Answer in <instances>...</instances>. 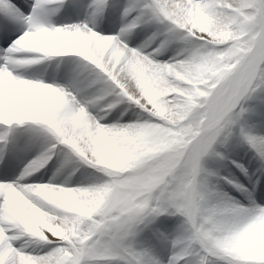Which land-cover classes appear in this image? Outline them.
Returning a JSON list of instances; mask_svg holds the SVG:
<instances>
[{
  "label": "snow or ice",
  "instance_id": "snow-or-ice-1",
  "mask_svg": "<svg viewBox=\"0 0 264 264\" xmlns=\"http://www.w3.org/2000/svg\"><path fill=\"white\" fill-rule=\"evenodd\" d=\"M253 98L264 0H0V264H264Z\"/></svg>",
  "mask_w": 264,
  "mask_h": 264
},
{
  "label": "bare ground",
  "instance_id": "bare-ground-1",
  "mask_svg": "<svg viewBox=\"0 0 264 264\" xmlns=\"http://www.w3.org/2000/svg\"><path fill=\"white\" fill-rule=\"evenodd\" d=\"M121 2H123V0H121ZM111 13H112V10L109 9V14H111ZM113 27H114L116 30H118L119 27H120V24H119V13L116 14V21H115V24H114ZM143 38H145V37H141V40H142ZM141 40H138L137 43L141 42ZM170 52H172V53H170ZM173 55H175V52H173V51H169L168 53H166V54H165L163 57H161L160 59H162V60H166V59H168L169 57H171V56H173ZM247 102H249V105H250L251 103H253L254 105H256V107H257L258 110H259V109H264V103L259 102V101L256 100L255 98H253V99H251V100H249V101H247ZM129 114H131V113H129ZM253 115H254V114H253ZM253 115H251L250 118H252ZM259 120L262 121V122H264V117H263V116L260 117ZM249 122H250V120H249ZM262 122H258V123H256V124H261ZM252 123H253V122H252ZM260 130H261V131H264V127H261ZM242 155H243L244 158H246V159H250V158H251V153H250V152H246V151H243V150H242ZM53 164H56V161H55V160H54L53 163L50 164L47 168H45L44 170H42L41 173H38V174H37V175H43L44 173H46L47 175L44 176V180H45V182L51 177L52 173L55 171V168L53 167ZM76 176H80V173H77ZM75 180H76V177L74 176V177H73V181H75ZM168 219H170V218H168Z\"/></svg>",
  "mask_w": 264,
  "mask_h": 264
},
{
  "label": "rangeland",
  "instance_id": "rangeland-1",
  "mask_svg": "<svg viewBox=\"0 0 264 264\" xmlns=\"http://www.w3.org/2000/svg\"><path fill=\"white\" fill-rule=\"evenodd\" d=\"M170 53H172V52H170ZM256 100H257V99H256ZM258 101H259V100H258ZM259 102H261V101H259ZM245 106H246V107H250V108L255 109L256 113H264V109H259V110H258L257 107H256V105H254L253 103H251V104L249 105V102H246V105H245ZM259 116H263V117H264V115L254 114V115L252 116V118H250V123H252V120H253V123L262 122V121H260V120L257 119ZM180 219H181L180 217L170 218V220H172L174 223H175V222H178Z\"/></svg>",
  "mask_w": 264,
  "mask_h": 264
}]
</instances>
